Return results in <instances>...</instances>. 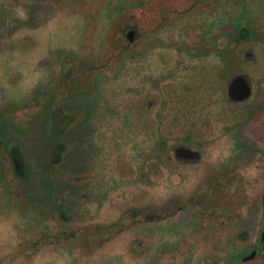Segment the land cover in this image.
Listing matches in <instances>:
<instances>
[{"label": "rangeland", "instance_id": "374dc122", "mask_svg": "<svg viewBox=\"0 0 264 264\" xmlns=\"http://www.w3.org/2000/svg\"><path fill=\"white\" fill-rule=\"evenodd\" d=\"M57 102L77 120L43 170ZM0 139V264H264L230 262L263 223L264 0H0Z\"/></svg>", "mask_w": 264, "mask_h": 264}, {"label": "trees", "instance_id": "16d2710c", "mask_svg": "<svg viewBox=\"0 0 264 264\" xmlns=\"http://www.w3.org/2000/svg\"><path fill=\"white\" fill-rule=\"evenodd\" d=\"M119 25H123L124 29L122 30V34L124 35L125 31L128 30L129 28H127L126 25L124 26V21H121ZM131 28L136 29V27L134 26ZM248 37H250L249 29H247L244 26H240V30L238 34L236 35V37L234 38V42L236 44H239L242 41H245ZM125 41L126 40H124L125 46L123 48L128 47V44ZM104 66L105 65L103 64L102 67ZM82 72H84V69L80 65L70 64V66L66 67L65 73L63 74V82H62L63 88H62V94H60V99L64 98L65 95L67 94L64 91L65 78L66 77L68 78V76H70L72 79L76 78L78 77L77 75H79ZM76 120H77V114L75 112L64 111L62 107L60 106L59 102L53 104L50 114H49L48 125L45 129V132L50 138L56 141V144L52 148L49 162L45 166H43V170L45 168L47 169L50 168L51 165L56 164L58 161L60 162L62 155H64L68 147L62 144L61 142H59L58 139L59 137L63 136L70 129V127H72L76 123ZM3 140L4 139H0V144L1 143L5 144V140L4 142ZM6 149H7L9 157L11 158L12 163H13V160H15L20 165H22L24 169L23 175L22 176L17 175L18 178L22 181L26 180L28 174L26 173V170H25L23 155H22L20 146L18 145V143L10 142L7 144ZM61 216L63 217V214H61ZM262 227H264V218H263ZM256 249H257L256 257H258L260 252L264 249V245L261 248L257 247L256 245ZM234 261L235 259H232L230 262H234Z\"/></svg>", "mask_w": 264, "mask_h": 264}, {"label": "water", "instance_id": "95a60500", "mask_svg": "<svg viewBox=\"0 0 264 264\" xmlns=\"http://www.w3.org/2000/svg\"><path fill=\"white\" fill-rule=\"evenodd\" d=\"M136 33L135 28H129L125 31L124 36L126 41L131 44L134 40ZM227 98L232 103H240L248 99L251 95V87L248 83L246 77L244 75H237L235 76L227 85L226 89ZM175 154L177 158H183V159H191V160H197L198 154L194 151H191L187 148L180 147L175 150ZM262 207L264 211V190L262 194ZM264 240V231H262L260 239H259V246H262ZM256 255V251L253 250L249 255L246 257L239 259V262L245 263L248 261H251L254 259Z\"/></svg>", "mask_w": 264, "mask_h": 264}, {"label": "flooded vegetation", "instance_id": "af4514ba", "mask_svg": "<svg viewBox=\"0 0 264 264\" xmlns=\"http://www.w3.org/2000/svg\"><path fill=\"white\" fill-rule=\"evenodd\" d=\"M248 55L247 54H245V57H247ZM237 75H244V74H237ZM237 75H235V76H237ZM234 76V77H235ZM245 77H246V75H244ZM234 77H232L231 79H230V81L234 78ZM246 79H247V77H246ZM229 81V82H230ZM247 81H248V83L250 84V82H249V80L247 79ZM229 82H228V84H229ZM250 87H251V85H250ZM226 89H227V87H226ZM251 94H252V89H251ZM226 95H227V93H226ZM250 97H251V95H250ZM249 97V98H250ZM248 98V99H249ZM228 99V98H227ZM248 99H246V100H248ZM245 100V101H246ZM228 101H229V99H228ZM245 101H243V102H245ZM243 102H240V103H232V102H230L229 101V103H231V104H233V105H239V104H241V103H243ZM180 147H184V148H187V147H185V146H179V147H177V148H180ZM177 148H175L174 150H173V156H174V158H175V160L176 161H178L179 163H182V164H185V165H190V164H194V163H198L199 161H200V159H201V156H200V154L197 152V151H194V150H191L190 148H187V149H189V150H191V151H194V152H196L197 154H198V159L197 160H191V159H183V158H177V156H176V154H175V150L177 149ZM14 163V164H13ZM13 167H14V169H15V171H16V173H17V175L18 176H20V174H18L19 173V171L20 170H22V165H20L18 162H16L15 160H13ZM263 194V193H262ZM261 204H262V198H261ZM263 208V207H262ZM264 218V211H263V216H262V219ZM262 225H263V223H262ZM262 231H264V227H262L261 228V233H262ZM261 233H260V236H261ZM260 236H259V238H258V240H257V243H256V245H257V247H259V248H261L263 245H264V240H263V243H262V246L260 247L259 246V239H260ZM253 250H255L256 251V255H255V257H254V259H256V256H257V249H256V246H255V248L254 249H252V251ZM251 251V252H252ZM250 252V253H251ZM249 253V254H250ZM248 254V255H249ZM247 256V255H246ZM245 256V257H246ZM240 259H242V258H240ZM253 259V260H254ZM235 261H237V262H239V259H235ZM252 261V260H251ZM239 263H241V262H239ZM246 263V262H245Z\"/></svg>", "mask_w": 264, "mask_h": 264}]
</instances>
